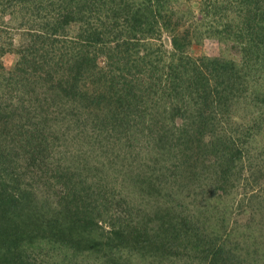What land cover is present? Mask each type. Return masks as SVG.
Instances as JSON below:
<instances>
[{"label":"trees","instance_id":"16d2710c","mask_svg":"<svg viewBox=\"0 0 264 264\" xmlns=\"http://www.w3.org/2000/svg\"><path fill=\"white\" fill-rule=\"evenodd\" d=\"M4 1L21 32L0 29V264H264L243 245L264 233V151L244 154L264 132V0ZM201 34L241 60L193 55Z\"/></svg>","mask_w":264,"mask_h":264},{"label":"rangeland","instance_id":"374dc122","mask_svg":"<svg viewBox=\"0 0 264 264\" xmlns=\"http://www.w3.org/2000/svg\"><path fill=\"white\" fill-rule=\"evenodd\" d=\"M4 2H6V1L3 0V3ZM198 16H200V14ZM100 17L101 16H97L94 19L100 18ZM6 20L9 21L12 26H15V22H17L16 20L14 21L13 18L10 17V16H8L6 18ZM4 28H5V31H7V34H4L3 37L9 38L8 36L14 35L16 37L15 39H17V41H18V38L20 37L19 35H20L21 30L18 31L16 29H12V28H9V27L7 29L6 27L0 26V29H4ZM203 31H204V29H203ZM165 37H166L167 40H169V39L171 40V38L168 35H166ZM127 49L131 51L130 52V56H133L135 54V52H136V50H134V48H132V47L127 48ZM191 53L193 55H196V56L208 55V56L225 57V58H229V59L236 60V61H240L241 60L240 48L237 45L234 44V46H232L231 42H229V43L228 42H224L221 39H219L218 37L205 36V34H201V37L193 44V46L191 47ZM153 55L156 56L157 54L153 53ZM2 60H3V64L5 65L6 69H13L15 67V65H16L17 55L15 53H13V52H8L2 57ZM160 65H161V62H160ZM119 66L120 67H124V62L121 61L119 63ZM123 79H124V77H123ZM61 126L64 127V130L67 133V137L66 138H68V139H66V138L63 137V139L61 140L62 143H63V146H61V147H65L67 149H71L72 148L71 137L75 135V130H74L73 127L71 128L70 125H68L67 123H63ZM52 141L55 142V139H52ZM57 142H55V143H57ZM246 149H247V151H246V153H244L247 156V157L245 156L246 159L248 158V155L250 156V158H252V156L254 154H256V153L258 154L259 152L264 151V132L261 135H259L258 137H255L253 140H251L250 141V146L246 147ZM29 166H30V168L29 169L27 168V174L24 176L23 179H25V181L28 184H31L32 180L34 179V176H37L36 173H35V175L30 173V171L32 169H34L32 166L35 167V161L32 160L31 165H29ZM35 169H36V167H35ZM195 186L196 185L194 183L191 184L190 189L192 190V187H195ZM119 187L120 186H118V188ZM202 189H203V191H202L203 200L208 205H211L212 208H213L214 204H216L214 206V208L221 205V207L219 209H217L218 212L215 214L216 217L219 218V215H221V211H223L225 209V206L222 204L224 199L227 198V197H230L229 199H227L224 202V203H227V208L230 207V210H228V211L226 210V217L228 219L232 220V221H234L236 219H238L239 221L247 220V216L248 215L242 214L239 211V208H235V209L231 208V205L233 206V204H234V207H236L237 204L241 201L239 199V197H237L235 199V201L233 200V195L226 196L224 198L221 197V196H216L215 195V197L213 196L212 199H210L211 191L209 192V189L207 187H203ZM198 192H199V189H198ZM242 193L243 192H241L240 194H242ZM228 229H229V227H228ZM248 241H252L249 244V246H251V247L254 244L256 246L257 245L259 246L257 249L259 250V252L261 254L260 257H262V259H264V233L261 234L260 232H256V234L252 238L251 237L247 238L244 241L243 245H246V243ZM233 247H235V246H233ZM55 252H57V251H55ZM55 254H57L62 259L60 254H58V253H55ZM52 255H54V254H52ZM244 255H245V252H244ZM46 258H48V256H46Z\"/></svg>","mask_w":264,"mask_h":264}]
</instances>
